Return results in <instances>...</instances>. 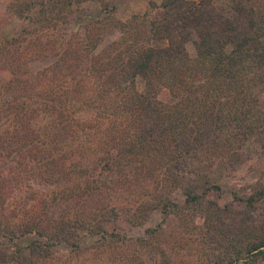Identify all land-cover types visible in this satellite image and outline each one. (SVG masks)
<instances>
[{
    "label": "trees",
    "instance_id": "16d2710c",
    "mask_svg": "<svg viewBox=\"0 0 264 264\" xmlns=\"http://www.w3.org/2000/svg\"><path fill=\"white\" fill-rule=\"evenodd\" d=\"M82 1L5 0V12L24 23L0 38V264H43L63 242L82 248L85 235H96L91 243L126 241L120 219L143 220L153 208L202 217L200 231L219 243L225 215L253 223L244 256L215 261H264V217L255 218L264 183L234 192L236 205L210 196L221 189L213 169H233L247 138L264 134V0L151 1L143 23L108 13L89 22L98 35L86 25L73 39L69 14ZM103 26L121 34L94 52ZM41 55L55 59L33 70ZM59 64L70 75L57 83L47 77ZM85 77L100 80L88 82L95 114L94 98L80 95ZM33 183L47 192L36 195ZM142 184L148 190L137 193ZM176 186L182 203L170 197ZM25 235L33 237L23 245ZM157 251L158 263L171 264L162 243Z\"/></svg>",
    "mask_w": 264,
    "mask_h": 264
},
{
    "label": "rangeland",
    "instance_id": "374dc122",
    "mask_svg": "<svg viewBox=\"0 0 264 264\" xmlns=\"http://www.w3.org/2000/svg\"><path fill=\"white\" fill-rule=\"evenodd\" d=\"M151 1L159 4L161 0H83L76 8L74 4L73 9L75 10L69 14V23L66 28L68 35L71 34L73 39L83 36L86 25L92 31V34L98 35V28L94 24H89V22L93 18L107 16L108 13L111 14L115 22L127 23L135 15V21H138L136 25L143 23L149 18L151 13ZM4 7L5 0H0V38H9L19 31L21 24L24 22L17 15H10L5 12ZM133 26V24H130V29ZM59 32L60 29H55L53 37H58L60 35ZM99 32L102 39L98 46L94 48V52L107 47L110 41L121 34L118 28H107L106 26L100 28ZM187 49L191 55H194V46L191 42L187 43ZM54 59L53 55H41L32 60L30 66L33 70H42L52 63ZM57 68L60 69L56 72ZM57 68L50 72L47 78L49 80L55 78V82L60 83L66 77L65 75L70 74L67 72L68 66L65 67L59 64ZM47 78H42L39 81L42 88L47 87ZM89 81H92L95 85L100 84L98 77H85L79 83L80 87L85 90V92H80V95L94 98V102L91 103L93 106L89 112L95 114L99 110L95 107L98 106L99 100L97 99V94L92 92ZM66 82L70 83L71 81L66 80ZM136 84L139 90L144 89V81L140 76L136 78ZM262 95L264 98V92ZM242 148L243 158L241 161L235 162L233 169L216 167L211 172V178L220 185L221 189L212 192L210 196L220 206L235 201L234 192L241 195L248 191L251 186L257 184V182L264 183V134H253L247 138ZM88 155L90 156L91 152ZM32 189L36 191V195H42L47 192V186L42 187L38 183H33ZM142 189L143 191L148 190L142 184L141 187H137V193ZM170 189L171 199L182 203L184 194L181 188L176 186ZM236 204H238L237 200L234 202V205ZM177 215H169L170 217L165 215L164 217L159 209L153 208L143 220L133 221L131 216H124V219H120V223L126 235L129 236L126 241L91 243L96 235H85L80 243L82 248L76 249L69 243L63 242L60 248L54 251L52 258L43 264H161L158 263L161 257L157 251V246L160 243L165 246L167 256L170 259L169 263L171 264H217L215 261L216 257L218 259H227L230 255L231 257L236 256L238 251L244 256L245 245L249 246L247 241L252 238L256 228L253 223H243L225 215V218L220 220L221 223H219L218 227L223 229L226 240L225 243H219L207 238L202 233L203 231H200L203 227L202 217L192 216L189 219L188 215L187 217L180 216V214ZM182 217H185V222L182 221ZM262 217H264V207L255 212L257 222ZM162 220L163 223L158 226ZM196 223H198V226H194ZM147 227H159L160 234L150 235L146 231ZM220 233L221 231L217 233L218 237H220ZM32 237L33 235H25L20 241L25 245ZM1 242H3L2 238H0ZM215 253H217V256H215ZM235 264H264V261L250 263L242 257Z\"/></svg>",
    "mask_w": 264,
    "mask_h": 264
}]
</instances>
